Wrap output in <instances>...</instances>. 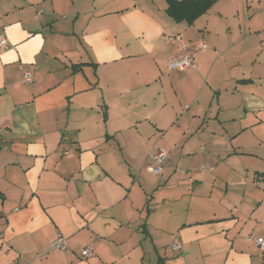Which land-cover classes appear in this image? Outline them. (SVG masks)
Returning a JSON list of instances; mask_svg holds the SVG:
<instances>
[{"label":"crops","instance_id":"crops-1","mask_svg":"<svg viewBox=\"0 0 264 264\" xmlns=\"http://www.w3.org/2000/svg\"><path fill=\"white\" fill-rule=\"evenodd\" d=\"M168 6L0 0V264H264V0Z\"/></svg>","mask_w":264,"mask_h":264},{"label":"built area","instance_id":"built-area-1","mask_svg":"<svg viewBox=\"0 0 264 264\" xmlns=\"http://www.w3.org/2000/svg\"><path fill=\"white\" fill-rule=\"evenodd\" d=\"M42 10H39L38 14L40 15ZM10 42L8 37L6 36L4 31H0V47L8 48ZM201 48H207L206 43L201 44ZM170 66L172 68H187L189 66L196 67V63L192 56L188 55L187 53L181 55V57L174 59L170 62ZM35 76L34 72L31 69H24V81L31 85L34 82ZM153 157L156 166L152 169L153 172L161 173L162 172V165L168 158V153L165 150H158L156 153L151 154ZM251 238L254 240L255 244L257 245L260 250L264 252V236H257L254 233L251 234ZM51 247L59 248V249H66L67 248V241L62 235H58L57 238L52 242ZM171 247L174 250H181L182 245L179 239L174 240ZM83 257H91L94 254L93 247L91 245H87L81 251Z\"/></svg>","mask_w":264,"mask_h":264},{"label":"trees","instance_id":"trees-1","mask_svg":"<svg viewBox=\"0 0 264 264\" xmlns=\"http://www.w3.org/2000/svg\"><path fill=\"white\" fill-rule=\"evenodd\" d=\"M215 0H168V12L177 20L192 22L207 11Z\"/></svg>","mask_w":264,"mask_h":264}]
</instances>
